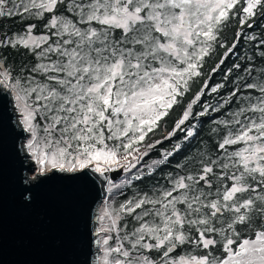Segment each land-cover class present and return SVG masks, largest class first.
<instances>
[{"label": "snow or ice", "instance_id": "snow-or-ice-1", "mask_svg": "<svg viewBox=\"0 0 264 264\" xmlns=\"http://www.w3.org/2000/svg\"><path fill=\"white\" fill-rule=\"evenodd\" d=\"M237 6L241 25L251 28L264 18V0H0V17L46 20L47 31L39 35L30 23L22 34L0 39V47L22 46L36 60L21 79L0 57V83L24 101V125L32 135L27 147L40 173L46 163L76 171L96 161L95 172L104 176L101 161L115 164L120 147L142 141L145 129L177 102L181 85L186 89L200 75L198 66ZM244 72L224 101L237 98L241 106L219 122L228 129L218 144L221 155H205L198 171L170 177L171 186L159 195L145 193L105 210L99 219L108 223L98 229L105 233L98 241L101 264H264V66L249 63ZM37 117L45 122L39 139ZM121 137L128 143L109 147ZM41 141L46 151H37ZM231 145L242 146L228 151ZM113 187L120 185L108 191ZM125 215L138 224L130 232L126 223L118 226Z\"/></svg>", "mask_w": 264, "mask_h": 264}, {"label": "trees", "instance_id": "trees-1", "mask_svg": "<svg viewBox=\"0 0 264 264\" xmlns=\"http://www.w3.org/2000/svg\"><path fill=\"white\" fill-rule=\"evenodd\" d=\"M241 4H243V0H241ZM233 11L237 15L228 21L227 26L222 28L210 53L203 57L202 63L198 66L197 70L200 75L190 78L186 89L181 85V94L177 96V102L171 108L164 110L167 114L152 126L151 131L145 129V137L142 141H133L127 150L123 147L118 149L119 155L136 157L135 159H138L139 163L143 165L152 161H161L159 164H152L149 169L144 168L145 170L139 176L127 180L128 182L122 184L118 189V194L125 196L130 191L131 199L139 198L145 193L150 197L154 194L159 195L161 189L171 186L170 177L198 171V162L205 155H210L213 159L221 155L223 150L218 149V144L227 134L228 129L219 122L230 119L231 113L241 106V101L237 98H232L227 104H224V101L240 83L239 77L245 75L244 69L249 66V63L255 64L257 69L264 66V57L260 55L261 52H264V45L259 43L260 39H264V18L258 16L256 23L249 28L248 24H240L241 7L237 6ZM14 19L15 17H0V30H5V34L8 36L14 35V32H21L34 21L26 18L15 24ZM41 21L46 22L44 18L37 20L35 32L44 30ZM248 23H252V21L250 20ZM241 29H243V33L237 47L225 56L224 53L237 40L236 33ZM249 35H256L257 40H248L247 36ZM0 57L4 58L5 68L8 65L11 67L14 78L23 79L26 77L27 69L36 63L35 58L22 46L19 49L0 47ZM249 57H251V61L248 59ZM221 60L224 61L222 64ZM237 64L240 65L239 68L235 67ZM213 69L216 70L213 71ZM230 69L231 71H229ZM218 85L220 87L217 88ZM213 88H217V90L213 92ZM248 91L244 90V94L247 95ZM198 94L199 99L197 100ZM252 94L257 95L258 93L253 91ZM190 105L191 108H189ZM187 108L190 114L183 124L194 128L193 134L184 139L179 148L173 149L174 142L180 140L183 135V133H179V129L174 130V126ZM201 113L204 114L201 115ZM170 132L171 135L166 137V134ZM107 143L109 147H113L121 143L127 144L128 140L121 137ZM240 146L242 145H231L227 148L228 151H233ZM136 211L139 212L140 209ZM126 224L127 228H131L132 225L138 226L133 216L126 217Z\"/></svg>", "mask_w": 264, "mask_h": 264}, {"label": "water", "instance_id": "water-1", "mask_svg": "<svg viewBox=\"0 0 264 264\" xmlns=\"http://www.w3.org/2000/svg\"><path fill=\"white\" fill-rule=\"evenodd\" d=\"M12 101L0 88V264H94L100 174L88 166L30 178L27 130Z\"/></svg>", "mask_w": 264, "mask_h": 264}, {"label": "rangeland", "instance_id": "rangeland-1", "mask_svg": "<svg viewBox=\"0 0 264 264\" xmlns=\"http://www.w3.org/2000/svg\"><path fill=\"white\" fill-rule=\"evenodd\" d=\"M26 18L34 20L33 23L36 24V21L40 20L43 17L37 18V17L29 16V15L25 14L24 16H16L15 19H14L15 20L14 23L17 24L18 22H20L21 20L26 19ZM27 26H26V28H27ZM25 29H23L21 32H14V34H22L25 31ZM46 31L47 30H45V29L42 30L41 32H35L34 31V34L35 35H39L42 32H46ZM5 35H6L5 34V30H2V31L0 30V39H3ZM7 68L11 69V67L9 65L7 66ZM3 86L7 90H9V92H11V97L13 99L12 103H13V106H14V110L18 114L17 115V122L21 123L24 126V128H26L25 125H24V119H23L24 113L21 110L23 108L24 101L23 100H21V101H17L16 100L15 97L17 95V91L14 88H10V87H8L5 84H3ZM21 95H22V93H21ZM29 103H30V101H29ZM185 111H188V108ZM183 114H182L181 118L177 121V123L174 126V130L175 129H179V133H183V135H182V138H180V140H176L174 142L173 149L179 148L180 144L182 143V141L184 139L192 136L193 131H194V128H191L188 125L184 126L185 124H181V125H179V127H177L179 121L183 119ZM33 123H39L41 125V128L38 129V139H39L40 137H42L44 135V133L42 131V127H43L45 122L40 120L39 117H37V119L35 121H33ZM189 133H191V135ZM170 135H171V132L167 133L166 137L170 136ZM30 139H32V135L27 130V132L25 134V137H24L23 150L28 152V154H29L28 158L32 162V170H31V172H28V175H29L30 178H34L37 174H40V168L42 166L38 162V159H37L36 155L33 153V151L30 150L27 147L28 141ZM37 151H46L45 149L42 148V141H41V147L38 148ZM135 158L136 157H130V156L121 155V154L119 155L117 153L116 163L115 164H112L111 162H109L107 165H105L104 162L101 161L102 167H105L108 170L105 171V174L107 176V183H105L106 184V193L104 194L102 201L99 203L98 209H97L96 214H95V225H96V230H95V233H96V245H95V247L96 248H95V252H94V259H95V263L94 264H101L100 260L98 259V254H102V245L98 244V241L105 235V233L99 232L98 229L101 228L102 226H106L107 223H108L107 220L101 221L99 219V217L104 214L105 210H108L109 212H112L113 210L119 209L121 204H124L128 200H130L131 196H132V193L130 191H128V193L125 196H122L121 194H118L119 193L118 189L122 186V184H124L123 181L129 180L130 178L139 176L145 169H149L150 166L152 164H154V161H152V162H148V163L143 165V164H140L138 159H135ZM95 164H96V161H93L92 164L89 165V167H92L94 169L95 168ZM45 167H46V170L44 172H47V171L51 170V166L48 165L47 163H46ZM67 167H68V164L65 163V168H67ZM77 170H79L78 166H77ZM118 170L120 172H119V174H116L118 172ZM110 173H113V174L116 175L115 179H112L110 177ZM110 185H120V187H113L112 191L109 192L108 188H109ZM126 217H127V215H125L122 220L118 221V226L119 227L123 228V225L126 223ZM134 227H136V226L132 225L131 228H127L125 230L130 232V231L133 230ZM112 235L115 236L116 233H112ZM110 243H114V241H110Z\"/></svg>", "mask_w": 264, "mask_h": 264}, {"label": "bare ground", "instance_id": "bare-ground-1", "mask_svg": "<svg viewBox=\"0 0 264 264\" xmlns=\"http://www.w3.org/2000/svg\"><path fill=\"white\" fill-rule=\"evenodd\" d=\"M0 88H1V89H4V90H7V89L3 86V84H1V83H0ZM10 96H11V92H10ZM28 161H29V158H28ZM37 175H38V174H37ZM37 175H36V176H37ZM36 176H35V177H36ZM35 177H34V178H35ZM98 177H99V180L101 181V184H102L103 187H105V189H106V184H105V183H107V176H106V174L104 173V176L99 175ZM105 189H104V190H105ZM105 193H106V191L104 192V194H105ZM94 248H95V247H94ZM94 262H95V259H94Z\"/></svg>", "mask_w": 264, "mask_h": 264}]
</instances>
